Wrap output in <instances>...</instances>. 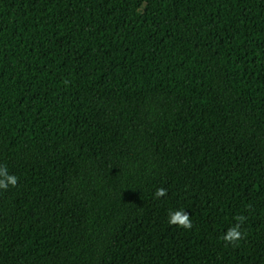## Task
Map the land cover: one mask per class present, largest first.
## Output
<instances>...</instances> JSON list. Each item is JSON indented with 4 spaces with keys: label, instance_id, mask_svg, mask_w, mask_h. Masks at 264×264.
<instances>
[{
    "label": "trees",
    "instance_id": "1",
    "mask_svg": "<svg viewBox=\"0 0 264 264\" xmlns=\"http://www.w3.org/2000/svg\"><path fill=\"white\" fill-rule=\"evenodd\" d=\"M2 167L0 264H264V0H0Z\"/></svg>",
    "mask_w": 264,
    "mask_h": 264
},
{
    "label": "clouds",
    "instance_id": "2",
    "mask_svg": "<svg viewBox=\"0 0 264 264\" xmlns=\"http://www.w3.org/2000/svg\"><path fill=\"white\" fill-rule=\"evenodd\" d=\"M17 183L18 177L10 175L6 167L0 168V189L7 190L10 186L16 187ZM166 195L167 190L164 188L157 189L155 192V197L157 199L165 197ZM168 216V223L170 225L178 226L185 230H190L192 228L191 217L187 215L183 209L170 211ZM234 219L238 221V223L230 227L222 237L226 244L236 245L240 240L245 238V233L241 231V225L244 223L246 217L239 215L234 217Z\"/></svg>",
    "mask_w": 264,
    "mask_h": 264
}]
</instances>
